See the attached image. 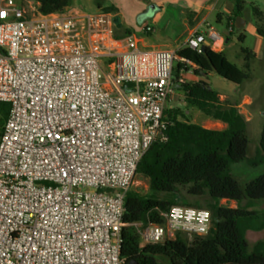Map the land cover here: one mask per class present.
Wrapping results in <instances>:
<instances>
[{"label": "built area", "instance_id": "1", "mask_svg": "<svg viewBox=\"0 0 264 264\" xmlns=\"http://www.w3.org/2000/svg\"><path fill=\"white\" fill-rule=\"evenodd\" d=\"M114 30L109 12L43 14L33 0H0V102L10 107L0 134V264H126L124 198L145 152L166 142L164 111L191 64ZM219 38L209 27L185 46L201 53ZM163 217L134 224L141 246L211 229L205 209L176 205Z\"/></svg>", "mask_w": 264, "mask_h": 264}, {"label": "trees", "instance_id": "2", "mask_svg": "<svg viewBox=\"0 0 264 264\" xmlns=\"http://www.w3.org/2000/svg\"><path fill=\"white\" fill-rule=\"evenodd\" d=\"M33 1L39 3L43 14H61L69 3V0ZM242 3L234 0V10L228 19L233 28L235 18L241 16ZM258 14L255 10V15ZM257 33L262 35L260 29ZM237 40L243 42L244 37L240 35ZM241 52L247 69L252 54L246 48ZM177 54L194 66L193 74L197 77L214 73L238 87L249 78L247 70L239 69L222 52L210 47L196 53L185 46ZM182 66L179 64L175 71L178 73ZM178 90L182 91L187 107L223 122L226 128L206 129L189 122L178 109L164 111L172 122L166 132L167 140L153 143L136 169V176L147 182L148 191L141 194L130 190L124 198L125 227L121 232L120 255L126 264H264V242L257 241L249 250L246 239L248 230L264 229V222L259 225L250 222L256 216L250 210L252 202L264 200V174L244 186L231 174L232 164L252 160L247 157L250 143L247 121L236 104L220 101L218 93L204 81L182 84ZM9 108V104L0 102V134ZM258 148L264 156V121ZM222 201L235 202L236 208L223 205ZM176 205L209 211V233L191 242L177 235L162 244L141 246L134 224L163 225V214Z\"/></svg>", "mask_w": 264, "mask_h": 264}, {"label": "crops", "instance_id": "3", "mask_svg": "<svg viewBox=\"0 0 264 264\" xmlns=\"http://www.w3.org/2000/svg\"><path fill=\"white\" fill-rule=\"evenodd\" d=\"M107 9H111L109 13L114 15V22L116 20L115 26L117 27L114 30L116 37L131 34L137 39L138 46L143 49L168 50L178 53L185 47L187 38L194 31L200 32L211 27L220 35V38L215 41L207 39L203 46L225 55L228 38H231L234 32H228L230 25L228 19L234 10V0H69L63 13H93L98 10L108 12ZM213 17L220 28L213 25L211 21ZM144 26H150L152 31L144 34L141 31ZM245 26L244 22L240 30L243 31ZM250 30L252 34L258 35L257 39L260 42L262 38L257 33V28H250ZM128 32L130 33L127 34ZM241 33L245 41V34ZM179 64L182 65L179 61L174 63V71ZM187 67L192 69L193 73L194 66L187 65ZM215 76L214 73L203 74L201 77L193 74L192 78L194 82L201 79L208 80L207 84L218 93L220 101H228L237 105L239 113L248 125L255 117L252 111L253 101L244 96L236 98L234 94L239 91L235 85H233L234 88H221L220 91H216L213 88V83L218 84ZM262 114L264 116V112ZM207 118L208 121H213L215 125H218L219 130L226 128L223 122Z\"/></svg>", "mask_w": 264, "mask_h": 264}, {"label": "rangeland", "instance_id": "4", "mask_svg": "<svg viewBox=\"0 0 264 264\" xmlns=\"http://www.w3.org/2000/svg\"><path fill=\"white\" fill-rule=\"evenodd\" d=\"M241 18L246 23V26L242 30H237L233 28V34L230 40L227 42V49L225 55L227 60L237 66L239 69L246 71L249 76L238 88L237 93L234 94L236 98H241V96L251 99L253 101L252 111L255 115L254 120L250 121L247 125V134L250 140L247 157L252 159L250 162H240L231 165V174L238 181L241 186L248 184L250 181L256 177L264 174V156L258 148V143L260 139L262 124L264 121V0H241ZM108 12L111 9H107ZM255 10L259 14L255 15ZM138 20H136L137 22ZM212 23L217 28H220L215 23V17L212 18ZM117 26H115L116 28ZM250 28H257L262 31L261 40L257 39V34H252ZM241 32L245 34V41L239 42L237 37L242 35ZM242 48L248 49L252 57L248 62V68H245L246 62L244 61V55L241 52ZM176 63V61H175ZM192 69H185L183 72L184 84L192 83L193 73ZM217 83H213V88L216 91H220L221 88L229 89L233 87V84L215 76ZM167 109H178L186 116V119L194 124L203 126L206 129L219 130L220 127L215 125L213 121H208L207 116L199 112L194 108L187 107L185 105L184 96L182 91L175 90V95L173 96L171 102L168 103ZM182 120V118H180ZM132 191H136L141 194H145L148 191L147 182L136 176L134 183L131 187ZM230 208H236L235 202H221ZM245 201L243 202V204ZM250 210L256 212V216L250 219V222L259 225L264 222V200H256L252 202V207ZM184 239L191 242L195 237L189 238L185 234H178ZM177 236V235H176ZM246 239L249 245V250H251L257 241L264 242V229L262 231H252L248 230L246 232ZM141 242V241H140ZM161 263H166L163 259H158Z\"/></svg>", "mask_w": 264, "mask_h": 264}, {"label": "water", "instance_id": "5", "mask_svg": "<svg viewBox=\"0 0 264 264\" xmlns=\"http://www.w3.org/2000/svg\"><path fill=\"white\" fill-rule=\"evenodd\" d=\"M151 8H153V7H151ZM115 22H116V20H115ZM243 25H244V21L242 20V18L240 16H237L235 18V24H234L235 28L237 30H240ZM203 49H204V46L202 47V50ZM173 75H175V72H173ZM201 81H204L205 83H208V80H205V79H201ZM134 264H136V263H134Z\"/></svg>", "mask_w": 264, "mask_h": 264}]
</instances>
